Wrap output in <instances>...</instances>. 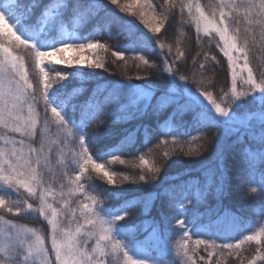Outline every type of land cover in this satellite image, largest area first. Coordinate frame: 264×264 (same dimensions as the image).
Wrapping results in <instances>:
<instances>
[{
  "label": "trees",
  "instance_id": "obj_1",
  "mask_svg": "<svg viewBox=\"0 0 264 264\" xmlns=\"http://www.w3.org/2000/svg\"><path fill=\"white\" fill-rule=\"evenodd\" d=\"M102 2L109 4V0ZM197 2L210 19H219L220 0H117L116 4L106 6L104 11L99 12V23H90L87 16L81 21L78 17L61 13L64 20L59 25L75 34L73 42L106 44L105 49L96 48L80 54L84 57L85 65L100 59L105 63V69L73 67L46 59L42 66L53 83L48 100L76 127L82 124L84 115H92L97 110L94 106L88 113L82 114L79 105L92 97L97 89H103L108 94V98L98 104L101 108L108 105L111 112L104 108L101 113L105 122L94 130V144L89 146V151L96 163L103 164L109 172L118 173L114 177L115 185H109L103 172H97L91 164L81 174L83 188L77 189L75 184L70 183L80 173L85 157L81 154L79 140L69 135L71 125L58 128L50 109L45 120L43 77L35 66L34 53L22 45L14 47L13 54L24 58L40 120L35 135L31 137H21L19 133L0 126V147H5V139H23L24 152L28 151V145L38 151L42 149L38 169L43 179L41 188L49 189L46 203L61 212L59 219L65 230L74 229L77 223L84 224L78 211L84 203L93 205L106 217L119 215L131 207L132 214L116 225L114 236L124 240L130 254L144 261V264H185L187 258L180 245L187 241L189 248H197V239L209 237L216 241L217 247L206 250L203 245L199 246L197 264H208L209 252L213 253L211 264H264V260H261L264 243L258 245L245 239L264 228L258 195L259 191L264 190V131L260 127L264 117L257 115L254 128L242 133L243 143L235 146L232 145L235 137L226 138V128L221 124L213 129L218 135L212 145L205 149L202 147L205 143L203 137L210 134L200 131H206L214 120H225L197 103L200 119H196L195 112L186 114L180 120H171V108L159 114L152 111L151 105L166 90L182 91L186 98V90L192 94L210 92L222 106L231 99V71L221 50L220 39L215 33H197L195 7L191 14L188 12L187 5ZM246 2L232 0L234 4ZM255 2L259 4V0ZM39 3L47 12L56 6L57 0H39ZM60 3L67 8L70 0H60ZM181 3L185 5L183 11L180 9ZM88 10L85 6V13ZM255 12L256 9H253ZM39 13L38 8L36 14ZM93 15L96 16V13ZM164 16L168 19L165 20ZM230 16L227 22L229 33L247 55L249 67L259 82L264 78V25L257 24L255 20L261 17H249L253 19V23L249 24L243 7L231 12ZM161 22L165 28L160 33L154 32L153 29ZM104 25L109 27L105 28ZM88 36L92 39H87ZM63 40L65 38L58 27L46 37L47 43ZM0 43L8 46L7 41L0 40ZM114 51L123 52V59L113 56ZM141 56L144 59H140ZM53 68L66 72L67 79L56 84L58 78L51 71ZM170 74H175L176 78ZM137 76L141 79L137 80ZM181 76L186 79L181 80ZM246 91H249L248 86L237 88L238 93ZM254 95L259 98L264 94ZM69 99L73 101L72 104L68 103ZM244 99L250 101L251 98ZM240 104L241 101L237 100L233 109ZM242 107L246 108L248 104ZM95 127L93 124L92 128ZM76 130L80 131V128ZM172 136L176 137L175 141ZM97 137H103V140L96 143ZM192 137L197 139L193 140ZM245 148L248 149L247 153L243 151ZM181 150L182 154L177 156L176 153H181ZM165 151L170 153L168 157L164 156ZM189 151L192 155H187ZM113 155H121L125 163L113 161ZM141 155L149 161L148 165H141ZM221 156L225 185L223 192L217 194L209 170L216 168ZM35 158L33 154V160ZM153 165L161 170L156 181L151 184L144 181L133 183L140 174L148 173ZM33 167L36 165L33 164ZM124 176L128 180H123ZM246 177L253 181L252 186L244 182ZM252 187H256L257 191L252 192ZM170 190L177 193L174 207L168 194ZM194 192L197 200L185 211L179 205L192 198ZM201 192H206L203 200L198 198ZM0 194H6V203L15 202L23 207V211L17 215L15 211L9 212L0 206V229L3 230L0 231V247L8 246L6 233L10 225L5 221H11L17 226L12 229L13 233L21 228L35 229L45 238L51 251V226L45 215L38 211H27L28 204L33 209L40 208V200L29 196L24 188L18 192L0 188ZM89 196H96L97 200L92 201ZM72 211H75V217ZM48 218H51L50 213ZM177 218L184 220L188 236L184 235L185 229L176 224ZM96 240L95 236L81 237L82 246L89 252L95 248ZM240 241L244 243L236 251L221 247L225 243L236 244ZM108 250H111L110 245ZM3 255L7 257L8 254L5 252ZM201 256L204 257L202 261L199 259ZM113 260L124 264L123 253L107 257L105 264Z\"/></svg>",
  "mask_w": 264,
  "mask_h": 264
},
{
  "label": "snow or ice",
  "instance_id": "obj_2",
  "mask_svg": "<svg viewBox=\"0 0 264 264\" xmlns=\"http://www.w3.org/2000/svg\"><path fill=\"white\" fill-rule=\"evenodd\" d=\"M116 3L117 0H109V4L107 5L102 0H70L68 7L64 8L60 0H57L56 6L46 12L41 8L39 0H0V40L8 42V46L0 43V126L19 133L21 137H31L35 135L40 120V114L35 109V96L32 92L33 84L29 79L24 58L13 54V48L22 45L31 53H34L35 66L39 68V72L43 77L42 94L45 102V120H47V110L50 109L56 126L58 128H65L71 125L69 135L74 140H79V148L82 149L81 154L85 157L84 166L81 167L80 173L76 175L75 179L70 180V183L75 184L77 189L83 188L81 174L85 171L88 164H91L92 168L97 172H103L109 185H115L114 177L118 173L109 172L104 168L103 164L96 163L89 151V146L94 144V130H98L105 122L101 113L104 111V108H107L108 112H111V108L108 105H104L101 108L98 104L99 101L106 100L108 94L103 89H97L92 97H89L88 100L80 104L79 110L82 114L88 113L94 106H96L97 110L92 115H84L82 124L74 127L65 118V114L59 108L49 103L48 93L53 88V83L49 81V73L45 71V67L42 65H44L46 59L52 58L57 64L105 69V63L100 59L88 62L85 65L83 60L65 56L64 53L76 51L80 55L86 50L105 49L107 46L99 42H73L71 36L58 43H47L46 37L48 33L54 32L57 26L64 20V15L61 13L67 14L69 17H78L81 21L87 16L90 23H99L97 19L99 12L104 11L106 6ZM85 6L89 9L86 13L84 11ZM44 7L47 6L45 5ZM193 7H195L196 13L199 14L196 17L197 33L201 31L202 22V31L205 35L215 32L220 37V40L223 41L224 47L221 50L227 57L228 70L231 71V99L225 106H222L221 103H218L212 97L210 92H198V96L193 95L192 99H188L182 91L166 90L161 96L156 98V103L151 105L152 111L154 114H159L171 108L169 117L171 120H180L186 114L193 112L196 113V119H200V112L196 101H199L203 97V100L217 114V117H227L228 120H214L206 131H200L210 134L203 137L205 143L202 147L207 149L209 144L212 145L218 135L217 131H213V129L219 127L221 124L226 128V138L229 136L235 137L232 141V145L235 146L236 144L243 143L241 140L242 133H246L248 129L254 128L257 122V115L264 117V95L259 96V98L254 95L256 93L264 94V78L257 82L253 70L249 67L247 55L243 53L242 49L238 48L235 37L229 35L227 22L231 18V12H236L240 7H243L249 24L253 23V19L249 17L259 16L261 19H256L255 22L264 25V0H259V4L255 0H247L246 3L242 4H234L232 0H220L218 20L215 18L209 19L198 2L195 5H187L189 14L192 13ZM38 8L40 9L39 15L36 14ZM184 8L185 5L181 3V11ZM225 9H229L230 11H225ZM253 9H256L255 13H253ZM94 12L96 16L93 15ZM164 19L167 20L168 17L164 16ZM104 27L108 28L109 26L104 25ZM164 28L165 25L161 22L153 31L160 33ZM87 39L91 40L92 37L88 36ZM237 51H240L244 57V63L239 72H237L239 57L233 55ZM112 55L117 59H123L124 57V53L120 51H114ZM140 59H144L143 56ZM145 63L147 64L148 61L145 60ZM51 71L55 72L58 78L56 84H60L67 79L66 72L62 73L55 68L51 69ZM245 71L247 72L246 77L242 75ZM170 76L176 78L175 74H170ZM136 79L140 80L141 78L137 76ZM180 79L185 80L186 77L181 76ZM238 79L248 85L249 91L237 92L236 85ZM225 96H227V93H225ZM244 98L251 99L250 101H246ZM237 100H240L241 104L237 105L236 109H233V105L236 104ZM68 103L72 104L73 101L69 99ZM245 103L248 104L246 108L242 107ZM26 105L27 114L25 115ZM144 110H147V105ZM230 112L232 113L231 115ZM93 124L96 125L95 128H92ZM77 127L80 128V131L76 130ZM260 127L261 131H264V119H261ZM172 137L175 141L176 137ZM192 139L195 140L197 137H192ZM102 140L103 137H97L95 142L99 143ZM4 143L5 147H0V188L15 189L17 192L20 188H24L29 196L40 200V208L33 209L32 205L28 204L27 211H38L45 215L48 224L51 226V251L46 245L45 238L37 234L35 229L21 228L13 233L12 229H15L17 226L11 221H5L6 224L10 225L6 233L8 246L0 247V264H29V262L31 264H105L107 257L118 252L123 253L124 264H144V261L136 259L130 254L124 240L117 239L114 236L116 225L120 221H126V217L132 214L131 207L119 215L106 217L93 205L84 203L78 209L80 217L84 219V224L77 223L74 229L65 230L61 227L62 221L59 219L61 212L51 204L46 203L49 189L41 188L43 179L40 177L38 169L40 167L42 149L38 151L28 145V151L24 152L25 144L23 139L19 141L5 139ZM17 144H19V147H17ZM8 145H11V147H8ZM243 151L247 153L248 149L245 148ZM33 154H35V160H33ZM181 154L182 150L181 153H176L177 156ZM169 155L168 151L164 152L165 157ZM187 155H192V152L189 151ZM139 159L141 165L149 164V161L143 155ZM112 160L119 161L121 164L125 163L121 155H113ZM33 164L36 167H33ZM160 172V168L153 165L149 168L148 173L140 174L133 183L144 181L151 184L158 179ZM209 173L210 178L214 179L217 194L222 193L225 185L222 156L218 159L216 168L209 170ZM123 180H128V177L124 176ZM244 182L249 186L253 184V181L247 177ZM251 191L256 192L257 188L252 187ZM168 194L172 201L171 206L174 207L177 193L175 190H170ZM205 195L206 192L199 193V200H203ZM258 195L261 201V215H264V190L259 191ZM88 198L92 201L97 200L96 196H89ZM196 200L197 194L194 192L192 198L183 201L179 206L188 211L189 206L193 205ZM0 206L7 208L9 212L15 211L17 215L23 211L22 205H17L15 202L6 203V194H0ZM225 211L227 212V210ZM49 213L51 218H48ZM72 215L75 217V211H72ZM175 222L179 228L185 229L184 235L188 236L189 233L185 228L184 220L177 218ZM0 231L3 230L0 229ZM93 236L97 237L96 246L89 252L82 246L81 237L91 238ZM262 238H264V228L258 234L245 237L247 241H255L258 245L264 243V239ZM102 242L104 246H102ZM243 243L244 241L236 244L225 243L221 247L222 249L226 248L236 251ZM195 244L197 248H189L187 241L180 245L184 256L187 258L185 264H197L196 254L199 246L203 245L206 250L217 247L216 241L211 237L203 240L197 239ZM109 245L110 251L108 250ZM5 252L8 254L7 257L3 255ZM212 255L213 253L209 252L208 264H211ZM199 259L202 261L204 257L201 256ZM261 260H264V256H261ZM110 264H119V262L113 260Z\"/></svg>",
  "mask_w": 264,
  "mask_h": 264
},
{
  "label": "rangeland",
  "instance_id": "obj_3",
  "mask_svg": "<svg viewBox=\"0 0 264 264\" xmlns=\"http://www.w3.org/2000/svg\"><path fill=\"white\" fill-rule=\"evenodd\" d=\"M205 14V13H204ZM198 13H196V17H198ZM206 15V14H205ZM207 16V15H206ZM208 17V16H207ZM209 18V17H208ZM210 19V18H209ZM75 21V20H74ZM76 22H74V24H75ZM58 28H59V31H60V33H61V35L65 38V39H67L69 36H71V39H74V36H75V34H73V32L70 30V29H68V28H64L62 25H58L57 26ZM201 33H203V31H202V22H201V31H200ZM211 33H215V32H211ZM204 34V33H203ZM216 34V33H215ZM216 35H218V34H216ZM229 35H230V33H229ZM231 36V35H230ZM219 37V36H218ZM219 39H220V37H219ZM220 42H221V49L224 47V45H223V41H221L220 40ZM238 46V45H237ZM239 48V47H238ZM243 51V50H242ZM243 53H244V51H243ZM245 54V53H244ZM64 55L65 56H68V57H72V58H74V59H81V60H83L84 61V57L83 56H80V55H77L76 54V52L75 51H72V52H66V53H64ZM233 55L234 56H237V57H239V59H238V67H237V72H239L240 71V68L243 66V63H244V57H243V55L241 54V52L240 51H237V52H234L233 53ZM227 58V57H226ZM52 61H54L55 62V60L54 59H52V58H50ZM242 75H244L245 77L247 76V72L245 71L244 73H242ZM238 86L239 87H242V86H248L247 84H245L243 81H241V80H237V85H236V89L238 88ZM185 94H186V96H187V98H189V99H192L193 98V95H196V96H198L199 94H192V93H190L188 90H186L185 91ZM196 103L199 105V106H201L204 110H207V111H209V112H211V113H213V114H215L216 116H217V114L214 112V111H212V109H211V107L207 104V102L206 101H204L203 100V97H201L200 98V100L199 101H196ZM220 118H222L223 120H225V121H227L228 120V118L227 117H220Z\"/></svg>",
  "mask_w": 264,
  "mask_h": 264
}]
</instances>
